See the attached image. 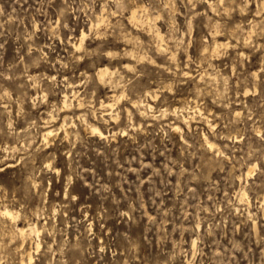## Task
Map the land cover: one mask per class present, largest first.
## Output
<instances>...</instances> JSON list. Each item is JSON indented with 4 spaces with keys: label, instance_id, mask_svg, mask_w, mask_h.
I'll return each instance as SVG.
<instances>
[{
    "label": "rangeland",
    "instance_id": "374dc122",
    "mask_svg": "<svg viewBox=\"0 0 264 264\" xmlns=\"http://www.w3.org/2000/svg\"><path fill=\"white\" fill-rule=\"evenodd\" d=\"M0 99V264H264V0H0Z\"/></svg>",
    "mask_w": 264,
    "mask_h": 264
},
{
    "label": "bare ground",
    "instance_id": "6f19581e",
    "mask_svg": "<svg viewBox=\"0 0 264 264\" xmlns=\"http://www.w3.org/2000/svg\"><path fill=\"white\" fill-rule=\"evenodd\" d=\"M211 2V1H210ZM214 2V1H213ZM209 3V2H208ZM230 3V2H229ZM212 4V3H211ZM130 5V4H129ZM218 5H220V4H218ZM210 6V5H209ZM213 5H211L210 7H212ZM215 6H216V4H215ZM231 6V5H230ZM129 7V6H128ZM214 7V6H213ZM227 7V6H226ZM225 7V8H226ZM232 7V6H231ZM148 9V8H147ZM211 9V8H210ZM209 9V10H210ZM213 9V8H212ZM227 9V8H226ZM214 10V9H213ZM228 10V9H227ZM238 10V9H237ZM259 10V9H258ZM138 11L139 12H141L140 10H138V7H135V8H133L132 9V11H131V14L129 15L130 16V19L132 20V21H135V22H137V21H139L140 20V18L138 17ZM142 11H143V9H142ZM215 11L217 12L218 10H216L215 9ZM225 11V10H224ZM223 12V11H222ZM228 12V11H227ZM230 13V12H229ZM105 14V13H104ZM113 14V13H112ZM141 13H139V15H140ZM143 14V13H142ZM231 14V13H230ZM225 15V14H224ZM145 17H147V15L145 16ZM149 17V16H148ZM159 17V16H158ZM129 18V17H128ZM217 18V17H216ZM109 19H110V17H109ZM150 19V18H149ZM155 19H157V18H155ZM221 19V18H220ZM248 19V18H247ZM102 20V19H101ZM103 21V20H102ZM141 21V20H140ZM139 21V22H140ZM151 21V20H150ZM218 21V20H217ZM236 21V20H235ZM131 22V21H130ZM135 22H134V24H135ZM142 22H143V20H142ZM145 22V21H144ZM146 22H148V21H146ZM152 22V21H151ZM133 23V22H132ZM150 23V22H149ZM152 23H155V22H152ZM216 23V22H215ZM143 24V23H142ZM148 24V23H147ZM156 24H157V22H156ZM239 24V23H238ZM137 25V24H136ZM234 25V24H233ZM123 26V25H122ZM134 26V25H133ZM157 26V25H156ZM235 26V25H234ZM140 27V26H139ZM143 27V26H142ZM141 27V28H142ZM222 27V26H221ZM227 27H229V26H227ZM136 29H137V27H135ZM153 28V27H152ZM157 28V27H156ZM155 28V29H156ZM169 28V27H168ZM233 28V27H232ZM139 29V28H138ZM164 29V28H163ZM219 29V28H218ZM148 30V29H147ZM224 30V29H223ZM222 30V31H223ZM235 30V29H234ZM144 31V30H143ZM169 31V30H168ZM216 31V30H215ZM229 31V30H228ZM252 31V30H251ZM250 31V32H251ZM255 31V30H254ZM148 32V31H147ZM147 32H146V34H147ZM214 32V31H213ZM220 32V31H219ZM236 32V31H235ZM249 32V33H250ZM108 33V32H107ZM110 33V32H109ZM149 33H150V30H149ZM148 33V34H149ZM152 33V32H151ZM156 33V32H155ZM216 33V32H215ZM82 35H81V37H80V39L78 40V41H76L74 44H73V48H74V45H75V50L77 49H80L81 47H83V45H84V41H85V38H86V33L83 31L82 33H81ZM137 34V33H136ZM163 34V35H162ZM217 34V33H216ZM215 34V35H216ZM235 34V33H234ZM110 35V34H109ZM125 35V34H124ZM137 35H139V34H137ZM151 35V34H150ZM156 35V34H155ZM157 35L159 36V37H163L164 36V33L162 32H160V31H158V29H157ZM156 35V37L158 38V36ZM210 35V34H209ZM220 35H221V33H220ZM223 35V34H222ZM228 35V34H227ZM230 35V34H229ZM153 36V35H152ZM233 36V35H232ZM127 37H129V35L127 36ZM214 37V36H213ZM212 37V38H213ZM228 37V36H227ZM230 37H231V35H230ZM96 38V37H95ZM152 38V37H151ZM172 38V37H171ZM232 38V37H231ZM259 38V37H258ZM130 39V38H129ZM128 39V40H129ZM140 39V38H139ZM153 39V38H152ZM235 39V38H234ZM237 39V38H236ZM128 40L126 39V42L128 43ZM141 40V39H140ZM150 40V39H149ZM154 40H155V38H154ZM162 40H164V39H162ZM222 40V39H221ZM247 40V39H246ZM119 41H121L120 39H119ZM135 41V40H134ZM210 41V40H209ZM238 41V40H237ZM161 43L163 42V41H160ZM160 42H159V44H160ZM215 42V41H214ZM243 42H245V41H243ZM247 42V41H246ZM70 43V42H69ZM141 43V42H140ZM225 43H228V42H225ZM234 43V42H233ZM133 44V43H132ZM132 44H130V45H132ZM138 44V43H137ZM137 44H135V45H137ZM154 44V43H153ZM158 44V43H157ZM158 44V45H159ZM164 44V43H163ZM216 44V48H218V45L220 44L219 42H216L215 43ZM242 44H244V43H242ZM253 44V43H252ZM255 44H257V43H255ZM140 44H138V46H139ZM161 45V44H160ZM228 45H231V44H228ZM227 45V46H228ZM234 45V44H233ZM238 45V44H237ZM247 45V44H246ZM261 45V44H260ZM149 46V45H148ZM154 46H157V45H154ZM127 47H129V46H127ZM140 47V46H139ZM164 48H165V46H163ZM170 47V46H169ZM248 47V46H247ZM132 48V47H131ZM153 48H155V47H153ZM152 48V49H153ZM159 48V47H158ZM164 48H162V45L160 46V48L159 49H164ZM214 48V47H213ZM139 49V48H138ZM144 49V48H143ZM151 49V50H152ZM215 49V48H214ZM76 50V51H77ZM124 50V49H123ZM155 50V49H154ZM168 50H170L169 48H168ZM217 50V49H216ZM215 50V51H216ZM118 51V50H117ZM159 51V50H158ZM172 51V50H171ZM205 51V50H204ZM204 51H202V52H204ZM219 51V50H218ZM239 51H241V50H239ZM105 52V51H104ZM119 52V51H118ZM168 52V51H167ZM176 51H174L173 53H175ZM122 53V52H121ZM130 53V52H129ZM131 53L133 54V48H132V51H131ZM164 53V52H163ZM166 53V52H165ZM126 54H127V52H126ZM135 54V53H134ZM137 54V53H136ZM141 54V53H140ZM170 54V53H169ZM169 54H168V56H169ZM202 54V53H201ZM213 54V53H212ZM241 54H242V52H241ZM121 55V54H120ZM123 55V54H122ZM129 55V54H128ZM146 55H148V54H146ZM174 55V54H173ZM173 55H172V57H173ZM175 55H176V53H175ZM174 55V56H175ZM244 55V54H243ZM131 56V55H130ZM135 56V55H134ZM141 56H142V58L144 57L143 56V54H141ZM215 56H216V54H215ZM242 56V55H241ZM133 57V56H132ZM138 57V56H137ZM137 57H136V59H137ZM169 57H171V56H169ZM170 58V59H173V58ZM135 58V57H134ZM145 58V57H144ZM164 58H165V56H164ZM140 59V58H139ZM146 59V58H145ZM150 59V58H149ZM91 60V59H90ZM141 61H142V59H140ZM152 60V59H151ZM62 61V60H61ZM130 62V61H129ZM138 62V61H137ZM208 62H209V60H208ZM94 63H96V62H94ZM154 63H155V61H154ZM64 64H65V62H64ZM131 64H133V62L131 63ZM156 64V63H155ZM160 64V63H159ZM128 65H129V67H131L130 66V64L128 63ZM162 64H160V65H157V66H161ZM209 65V64H208ZM211 65V64H210ZM61 66V65H60ZM75 66H76V64H75ZM168 66V65H167ZM171 66V65H170ZM124 67V66H123ZM126 67V66H125ZM159 68H161V67H159ZM183 68V67H182ZM117 69V68H116ZM116 69H114V71H113V69L111 70V68L109 67V66H107V65H105V66H102V67H100L99 69H98V71L96 72V74L98 75V79H99V81H103V80H105L106 79V77H108L109 75L111 76V75H116L115 74V71H116ZM163 69V68H162ZM172 69V68H171ZM167 70V69H166ZM74 71V70H73ZM121 71V70H120ZM119 71V72H120ZM163 71H164V69H163ZM169 71V70H168ZM174 71V70H173ZM172 71V72H173ZM188 71V70H187ZM186 71V72H187ZM205 71V70H204ZM209 71V70H208ZM79 72V71H78ZM174 72H176V70L174 71ZM206 72H207V70H206ZM116 73H117V71H116ZM147 73V72H146ZM153 73V72H152ZM178 73V72H177ZM183 73V72H182ZM188 73V72H187ZM186 73V74H187ZM120 74V73H119ZM148 74V73H147ZM206 74V73H205ZM209 74V73H208ZM213 74V73H212ZM216 74V73H215ZM149 75H151V73L149 74ZM175 75H176V73H175ZM184 75V74H183ZM223 75V74H222ZM28 76H30V75H28ZM109 76V77H110ZM123 76V75H122ZM199 76V75H198ZM209 76V75H208ZM215 75H213V77H214ZM218 76V75H217ZM95 77V76H94ZM112 77V76H111ZM110 77V78H111ZM138 77V76H137ZM148 77V76H147ZM200 77V76H199ZM207 77V76H206ZM211 77V76H210ZM216 77V76H215ZM30 78V77H29ZM52 78V77H51ZM50 78V79H51ZM90 78V77H89ZM135 78V77H134ZM174 78V77H173ZM201 78V77H200ZM32 79V78H31ZM68 79V78H67ZM97 79V78H96ZM111 79H113V78H111ZM110 79V80H111ZM146 79V78H145ZM208 79H209V77H208ZM211 79V78H210ZM63 80H66V79H63ZM93 80H95V79H93ZM109 80V81H110ZM180 80V79H179ZM206 80V79H205ZM214 80H215V78H214ZM216 80H218V79H216ZM69 81V80H68ZM98 81V82H99ZM119 81V80H118ZM137 81V80H136ZM200 81V80H199ZM207 81V80H206ZM224 81V80H223ZM226 81V80H225ZM72 82V81H71ZM87 82V81H86ZM96 82V81H95ZM127 82V81H126ZM134 82V81H133ZM177 82V81H176ZM209 82V81H208ZM34 83V82H33ZM66 83V82H65ZM76 83H78V81H76ZM93 83V82H92ZM107 83H109V82H107ZM111 83V82H110ZM117 83V82H116ZM122 83V82H121ZM217 83H218V81H217ZM227 83V82H226ZM62 84V83H61ZM72 84V83H71ZM79 84V83H78ZM96 84H98V83H96ZM102 84H103V82H102ZM165 84H166V82H165ZM198 84V83H197ZM210 84V83H209ZM208 84V85H209ZM215 84V83H214ZM213 84V85H214ZM70 85V84H69ZM94 85H95V83H94ZM120 85V84H119ZM221 85V84H220ZM72 86H74L73 84H72ZM111 86V85H110ZM109 86V87H110ZM115 86V85H114ZM68 88V87H67ZM117 88V87H116ZM197 89V88H196ZM225 89V88H224ZM73 90V89H72ZM76 90H77V88H76ZM149 90V89H148ZM153 91V90H152ZM69 92V91H68ZM124 92V91H123ZM146 92H148V94H151V96L152 97H155V96H157V94H153V92L151 93V92H149V91H145V93ZM158 92V91H157ZM155 93V92H154ZM199 93V92H198ZM74 94V93H73ZM124 94L125 93H123V94H120L117 98H118V100L119 99H121L123 96H124ZM201 94V93H200ZM199 94V95H200ZM75 95V97L78 95H76V93L74 94ZM146 95V94H145ZM116 96V95H115ZM78 97H79V95H78ZM146 97V96H145ZM148 97V96H147ZM220 98V97H219ZM5 99V98H4ZM63 99V98H62ZM72 99V98H71ZM70 99V97H69V95L67 94V93H64V99H63V103H62V107L63 108H66V109H68V108H70L72 105H71V101H73L74 100V98H73V100H71ZM142 99V98H141ZM1 100V99H0ZM144 100H146V99H144ZM149 100V99H148ZM10 101H11V99H10ZM74 101H76V100H74ZM78 101V106H82V104H83V102H82V100H80V99H78L77 100ZM101 101V100H100ZM115 101V100H114ZM139 101V100H138ZM147 101V100H146ZM2 102V101H1ZM62 102V101H61ZM137 101H135V103H136ZM140 102H142L141 103V105H144V106H146L145 108H149V109H152L153 108V104L152 103H150V102H146V103H144L143 101H140ZM139 102V103H140ZM193 102V101H192ZM74 103V102H73ZM138 103V104H139ZM11 104V103H10ZM61 104V103H60ZM114 104L115 103H113V102H110V101H101V104L100 105H103V106H111V107H113L114 106ZM133 104V103H132ZM2 106H3V104H1ZM5 105V104H4ZM77 105V104H76ZM134 105H136V104H134ZM133 105V106H134ZM74 106V105H73ZM84 106V105H83ZM83 106H82V108H83ZM92 106V105H91ZM103 106H101V107H103ZM191 106V105H190ZM20 107V106H19ZM97 107V106H96ZM47 108V107H46ZM62 108V109H63ZM104 109L106 108V107H103ZM102 108V109H103ZM177 108V107H176ZM176 108H175V110H176ZM74 109V108H73ZM107 109V108H106ZM111 109V108H110ZM160 109V108H159ZM166 109V108H165ZM169 109V108H168ZM46 110V109H45ZM49 110V109H48ZM55 110H57V109H55ZM61 110V109H60ZM59 110V111H60ZM79 110H81L80 108H79ZM128 110H129V108H128ZM137 110V109H136ZM163 110V109H162ZM161 110V111H162ZM194 110V109H193ZM47 111V110H46ZM66 111V110H65ZM73 111V110H72ZM113 111V110H112ZM138 111V110H137ZM174 111V110H173ZM183 111V110H182ZM197 111H199L200 113H201V110L200 109H197ZM94 112V111H93ZM126 112V111H125ZM132 112V111H131ZM51 113V112H50ZM49 113V114H50ZM55 113V112H54ZM80 112H78V114H79ZM144 113H145V111H144ZM143 113V114H144ZM162 113V112H161ZM194 113V112H193ZM66 114H68V113H66ZM141 114V113H140ZM164 114V113H163ZM185 114V113H184ZM64 115V114H63ZM68 115H70V114H68ZM102 115H104V114H102ZM108 115H109V113H108ZM115 115V114H114ZM147 115V114H146ZM145 115V116H146ZM149 115V114H148ZM156 115V114H155ZM154 115V116H155ZM165 115V114H164ZM181 115H182V113H181ZM188 115V114H187ZM183 115V121H181L182 123H186V122H189V118H190V116L188 115ZM48 116V115H47ZM46 116V117H47ZM59 116V115H58ZM61 116V115H60ZM96 116V115H95ZM105 116V115H104ZM152 116V115H151ZM204 116V115H203ZM49 117H51L50 119H54L55 118V114H53V113H51L50 114V116ZM102 117V116H101ZM111 117V116H110ZM109 117V118H110ZM144 117V116H143ZM192 117V116H191ZM204 117H206V116H204ZM48 118V117H47ZM62 118V117H61ZM74 118V117H73ZM104 118V117H103ZM113 118V117H112ZM88 119V118H87ZM151 119V118H150ZM159 119V118H158ZM180 119V118H179ZM193 119V118H192ZM206 119V118H205ZM204 119V120H205ZM208 119V118H207ZM46 120V119H45ZM69 120V119H68ZM79 120V119H78ZM209 120V119H208ZM44 121V120H43ZM47 121H49V119H47ZM56 121V120H55ZM84 121V120H83ZM102 121V120H101ZM104 121H105V119H104ZM103 121V122H104ZM66 122H67V119H66ZM165 122H167V121H165ZM205 122V121H204ZM44 123V122H43ZM64 123V122H63ZM84 123H85V121H84ZM93 123V122H92ZM91 123V124H92ZM46 124V123H45ZM50 123H48V125H49ZM52 124H53V122H52ZM55 124V123H54ZM67 124V123H66ZM80 124V123H79ZM88 124V123H87ZM90 124V125H91ZM41 125H43V124H41ZM47 125V126H48ZM56 125V124H55ZM58 125H60V124H58ZM62 125V124H61ZM89 125V124H88ZM89 125V126H90ZM176 125H178V124H176ZM49 126H51V125H49ZM63 126V128H65L66 127V125H65V127H64V124L62 125ZM67 126H68V124H67ZM169 126V125H168ZM175 126V125H174ZM173 126V127H174ZM182 126V125H181ZM180 126V127H181ZM53 127V126H52ZM57 127H59V126H57ZM179 126H176V128H178ZM59 128H61V127H59ZM63 128L61 129V130H63ZM90 128H91V130H92V132H96L97 133V135H98V133H100V135L102 134L103 135V132H102V130L97 126V125H91L90 126ZM24 129H26V128H24ZM28 129V128H27ZM54 127L53 128H48V129H45V130H43V134H41V135H43V140H44V142L45 143H47L48 142V140H49V137L51 136V135H53V132H54ZM125 130V129H124ZM60 131V130H59ZM62 132V131H61ZM60 133V132H59ZM70 132H69V130L67 129V128H65V134H66V136L69 134ZM205 135V134H204ZM61 137H63V136H61ZM207 137V136H206ZM65 138H67V137H65ZM77 138V137H76ZM205 138V137H204ZM63 139V138H62ZM68 139H69V137H68ZM24 141H26V140H24ZM29 141V140H28ZM31 141V140H30ZM43 142V141H42ZM206 142L208 143V147H210V149H213L214 147H217V146H215V143L213 142V141H211V139L209 140L208 138H207V140H206ZM22 143V142H21ZM38 144V143H37ZM24 146V145H23ZM37 146H39V145H37ZM7 148V147H6ZM26 148V147H25ZM209 149V148H208ZM223 149V148H222ZM218 150V149H217ZM220 150V149H219ZM11 151V150H10ZM212 152V151H211ZM35 153V152H34ZM18 155V154H17ZM31 155V154H30ZM8 161V160H7ZM8 165L10 166V165H12L11 163H8ZM255 169V165H250V167H249V169H248V172H247V175H249L250 173H252L253 172V170ZM243 192V191H242ZM245 192H243L242 193V196H245ZM3 197V196H2ZM0 215H3V217L4 216H6V217H10V219L12 218V219H18L17 217H18V215L19 214H16L15 212H14V210L12 211L10 208H8L7 207V205L6 206H2L1 208H0ZM2 217V216H1ZM0 217V218H1ZM9 219V220H10ZM11 219V220H12ZM0 220H2L3 222H4V220L3 219H0ZM7 220V219H6ZM11 222V221H10ZM16 223V222H15ZM3 224V223H2ZM5 224V223H4ZM0 225H1V223H0ZM6 225V224H5ZM4 225V226H5ZM12 225V224H11ZM10 225V226H11ZM255 225V224H254ZM14 226V225H13ZM28 226V225H27ZM1 228H3V227H1ZM5 228V227H4ZM8 228V227H7ZM11 228V227H10ZM6 229V228H5ZM9 229V228H8ZM4 230V229H3ZM11 230V229H10ZM16 231H17V233H18V235H21L22 236V238H26L27 236L29 237L30 235H32L33 233H36V234H38L39 233V228H38V226H37V224H35V225H29L28 227H26V226H20V225H16V229H15ZM7 232V231H6ZM8 233V232H7ZM15 233V232H14ZM3 234H4V232H3ZM6 234V233H5ZM13 234V233H12ZM0 236H1V234H0ZM5 236V235H4ZM10 236V235H9ZM7 237H8V235H7ZM15 237V236H14ZM17 237V236H16ZM20 237V236H19ZM5 238V237H4ZM9 238V237H8ZM21 239V238H20ZM9 240V239H8ZM7 240V241H8ZM16 240V242H17V239H15ZM12 242V241H11ZM23 242V241H22ZM1 243H2V241H1ZM27 243V242H26ZM21 244H23V243H21ZM20 244V245H21ZM4 245V244H3ZM26 245V244H25ZM40 245H41V242H38L37 241V244H36V246H37V249L40 247ZM6 246V245H5ZM14 246V245H13ZM12 246V247H13ZM16 246H18V244L16 245ZM23 246V245H22ZM46 246V245H45ZM7 247V246H6ZM9 247V246H8ZM3 249H4V247H3ZM7 248H5V250H6ZM12 249V248H11ZM47 249V248H46ZM2 250V249H1ZM4 250V251H5ZM9 250V249H8ZM13 250V249H12ZM31 250V249H30ZM3 251V252H4ZM25 251H27V250H25ZM24 251V252H25ZM13 252V251H12ZM11 252V253H12ZM0 254H1V252H0ZM3 255V254H2ZM4 255H5V253H4ZM3 255V256H4ZM6 255H8V253L6 254ZM9 255H10V253H9ZM11 256V255H10ZM15 257V256H14ZM1 258H3V257H1ZM24 259V258H23ZM32 260H33V256H32V253L31 252H29V260H28V263H32ZM14 261V260H13ZM27 263V264H28ZM7 264V263H6ZM23 264H25V261H23Z\"/></svg>",
    "mask_w": 264,
    "mask_h": 264
}]
</instances>
